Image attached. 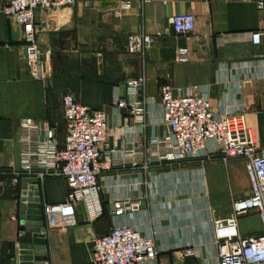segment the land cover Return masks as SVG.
<instances>
[{
	"label": "crops",
	"instance_id": "obj_1",
	"mask_svg": "<svg viewBox=\"0 0 264 264\" xmlns=\"http://www.w3.org/2000/svg\"><path fill=\"white\" fill-rule=\"evenodd\" d=\"M263 1L77 0L70 8L39 11L37 42L52 55L47 79L37 81L26 68L22 30L1 13L0 0V171L18 166L24 119L53 129L63 147V95L107 116L102 152L113 165L97 179L101 215L90 219L78 203L68 225L44 217V264H91L93 239L113 227H129L153 241L156 259L144 264H218L213 225L231 217L233 203L249 196L245 165L240 160L223 164L216 154L204 162L153 161V140L167 135L159 88L169 84L179 92L196 91L217 115L242 113L264 150V35L257 46H217L221 35L264 34V12L257 8ZM179 14L195 17L190 35L172 31L169 20ZM140 33L153 39L142 57L126 49L127 37ZM178 48L188 49V63L176 62ZM142 75L145 88L135 99L139 114L116 109V98H130L125 82ZM130 155L135 167L125 160ZM25 193L38 195L41 208L56 206L66 201L67 186L62 179L39 181L34 175L12 185L8 175L0 176V264H16L15 245L32 242L21 224ZM126 203L137 208L127 209ZM261 229L254 212L237 218L243 237L257 236ZM186 248L195 256L184 257Z\"/></svg>",
	"mask_w": 264,
	"mask_h": 264
},
{
	"label": "built area",
	"instance_id": "obj_2",
	"mask_svg": "<svg viewBox=\"0 0 264 264\" xmlns=\"http://www.w3.org/2000/svg\"><path fill=\"white\" fill-rule=\"evenodd\" d=\"M77 0H3L1 13L21 28L24 43V59L29 77L37 81L47 79L46 65L52 52L42 49L37 42L41 26L37 24L39 11L70 8ZM264 12V1L257 3ZM170 27L175 35H190L195 28V17L179 14L170 18ZM47 28V27H46ZM263 33H237L221 35L217 46L229 43H249L257 46ZM153 39L143 33L127 37L128 53L142 57ZM189 61L187 48L176 49V62ZM145 76L125 82L127 99L116 98V109H129L139 114L137 93L144 90ZM162 121L167 135L154 139L150 150L155 162L210 161L211 154L218 155L221 163L232 160L243 161L250 184L249 196L233 203L232 215L214 222L213 231L218 264H264V150H260L248 128L242 113H213L209 100L196 91H176L169 84L159 88ZM65 140L58 147L53 129L37 125L24 119L20 126L17 143L19 162L17 168L0 171V176H9L11 184L17 185L23 175H34L39 181L45 178L62 179L67 186V197L63 204L44 205L43 215L66 225L73 221L75 206L83 203L90 219L101 215L98 202L97 179L113 165V159L102 152L109 135L107 116L78 104L70 94L61 97ZM41 134V135H40ZM212 147L208 149V144ZM133 167L137 165L133 155L126 156ZM25 193L21 204H26ZM125 208H137L126 203ZM121 210V209H119ZM254 212L261 221V233L243 237L237 230V218ZM24 233V232H23ZM21 237V235H20ZM21 244L15 245V261ZM184 257L195 256L194 249L182 251ZM157 250L151 239L129 227H113L108 234L95 237L90 249L91 264H144L154 261Z\"/></svg>",
	"mask_w": 264,
	"mask_h": 264
},
{
	"label": "water",
	"instance_id": "obj_3",
	"mask_svg": "<svg viewBox=\"0 0 264 264\" xmlns=\"http://www.w3.org/2000/svg\"><path fill=\"white\" fill-rule=\"evenodd\" d=\"M26 204L20 205L21 224L32 235L31 244H21L18 251V264H44L46 251L43 228V211L38 195L28 193Z\"/></svg>",
	"mask_w": 264,
	"mask_h": 264
}]
</instances>
